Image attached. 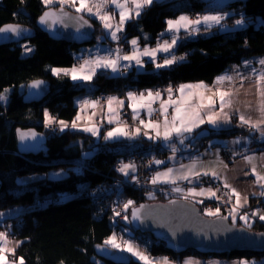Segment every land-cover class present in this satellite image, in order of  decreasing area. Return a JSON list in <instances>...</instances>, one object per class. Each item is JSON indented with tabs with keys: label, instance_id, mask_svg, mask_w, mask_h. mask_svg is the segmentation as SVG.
Listing matches in <instances>:
<instances>
[{
	"label": "trees",
	"instance_id": "16d2710c",
	"mask_svg": "<svg viewBox=\"0 0 264 264\" xmlns=\"http://www.w3.org/2000/svg\"><path fill=\"white\" fill-rule=\"evenodd\" d=\"M232 4L240 6L247 22L245 28L184 40L176 46V53L185 50L189 53L183 61L170 68L153 71L151 64H147L144 71L131 70L122 76L98 71L91 81L93 95L156 88L166 82L174 85L195 81L211 84L230 64L254 58L264 59V25L255 27L253 23L257 17L264 19V0H238ZM44 9L41 0H0V26L16 23L35 31L34 36L25 41L32 46L28 55L22 54L20 43L0 45V94L6 88H11L6 105H0V210L26 208L19 215L3 220L15 221L11 233L20 241L9 258H23L24 264H97L98 259L112 264L98 258L94 246L105 244L117 224L111 213L104 212L99 216L87 191L106 182L119 181L120 193L135 204L146 200H168L159 196L150 197L145 191L134 189L129 182L121 179L115 169L120 158L133 154L147 156L154 151L155 144L144 139L116 142L103 145L101 148L105 147L104 150L81 158V152L88 148V143L92 144L89 150L93 149L94 144L89 136L70 130L52 132L41 125L46 110L57 121L71 122L76 116L74 97L89 91L67 77L53 76L50 69L73 66L77 61L76 52L95 44L102 32L100 24L90 19L94 33L89 43L76 45L53 40L36 26V19ZM194 10H204L198 0L153 2L142 11L136 22L126 25L121 42L124 44L127 38L137 36L142 31L149 34L147 43L154 44L164 38L161 33L166 27V20ZM36 79L47 80L49 91L42 101L25 104L22 102L24 88ZM17 127H33L42 132L46 136V150L36 155L19 154L14 132ZM237 133L236 129H232L222 130L216 135L222 137ZM78 139L82 140L83 146L75 142ZM73 166L79 167V171H74ZM53 168H64L68 173L60 179L43 178L25 184L17 182L20 177L43 174ZM202 206L198 204L203 214ZM246 228L264 231V223L254 221L250 228ZM132 233L139 243L147 244V251L152 256L193 255L264 260V251H232L211 255L186 250L175 254L161 242L153 240L148 233ZM129 264L139 262L130 258Z\"/></svg>",
	"mask_w": 264,
	"mask_h": 264
},
{
	"label": "crops",
	"instance_id": "0c3cea01",
	"mask_svg": "<svg viewBox=\"0 0 264 264\" xmlns=\"http://www.w3.org/2000/svg\"><path fill=\"white\" fill-rule=\"evenodd\" d=\"M171 0H154V2H167ZM234 1L238 0H218V6L217 7H209L204 8L203 12L205 14H222L225 15V20L222 21L223 29H221V26L213 27L210 31H204L203 26L201 27V31L193 36H188L187 39H194L197 37H203L210 35L215 32H230L234 30L243 29L246 27L247 22L245 21L243 17V13L240 9V6L232 4ZM240 1V0H239ZM59 6L58 3H54L52 6ZM148 7V6H146ZM145 7V8H146ZM66 8L73 10L72 8L66 6ZM144 8V9H145ZM143 9V10H144ZM109 10L112 11L113 9L109 5ZM142 10V11H143ZM74 11V10H73ZM142 13V12H141ZM86 17H88L91 20H94L100 24V21L95 19L94 17L88 16L86 13L84 14ZM180 15H187L186 13H181L177 15L174 18L176 19ZM139 18V17H138ZM138 18H133L126 22L125 27L128 23L136 20ZM237 19H243L244 23L242 26H237L235 24V21ZM169 20V19H168ZM167 21V20H166ZM119 22V15L117 13L114 23ZM254 26L257 27L259 25H264V19L263 18H255L254 20ZM101 34L99 35V39L97 42L91 46H86L80 48L76 54L75 58L79 62H77L74 65H78L79 63H82L84 59H91L98 55H106L108 54L109 50H114L117 47H120L124 53H128L131 51L132 45L129 43L132 39H137L138 45L140 49L142 50L145 46L149 48H155L158 41H161L163 39H168L170 34L166 33L167 23L164 31L162 32L164 34V38L159 39L154 44H148L147 41L149 39V34L140 31L139 35L129 37L125 40V43L123 44L120 40L119 41H112L111 37L105 32V30L101 27ZM125 31V28H124ZM123 32L118 33V36L123 35ZM161 33V34H162ZM180 40L178 41L177 46L183 42V36H187L183 30L180 32ZM103 40H106V42H102ZM174 54H176V47L172 50ZM167 53H157L158 62H162L163 58L167 56ZM144 61V67L139 68L135 64H132L128 68L117 72L112 73L110 69H98V71H105L107 74L112 76H122L125 75L127 72L131 70L135 71H144L146 69L147 64H151V68L153 71H156L158 69L155 68V65L151 62L149 57H143ZM263 58H254L250 60H245L243 62H239L237 64H230L223 72L218 74L213 82L211 84H208L206 82L202 81H195V82H186V83H180L178 85H175L173 95L178 96L179 93L175 92V89L178 88L181 84H199L203 83L207 86L208 91H206L204 94L206 96H211L213 94V91L215 89H220L222 91H227L232 93L231 100L232 105L231 107H226L224 109V113H227L230 122L225 123L224 122V115L221 114L220 118L217 122V125L213 127L212 125L208 124L207 122L201 124L198 128H195L191 133L184 134V142L180 143V139L177 137H173L170 141H163L159 139L163 149H164V155L162 158H159L157 160L162 161L160 164H153L151 166L152 175L149 178V183H152V177L156 175L157 172H167L168 169H173V172L171 174V178L175 180V183L172 182H157L156 184H160L163 186H168L170 188H179L181 189L182 184H188L187 190H182L186 192L184 196L182 194H179L182 191L176 192L174 191L178 196L183 197L185 199H188L192 202H194L196 205L203 204L202 206L204 209V212L206 213L207 210L211 209L213 212L218 208L219 214L218 215H206L203 212V215L208 217H215V216H223L228 217V220L232 223V216L230 214V209L236 207L237 201L236 197L231 194L229 191V188H226L224 186L225 182L231 187L234 188L241 196V207H239L237 212V219L235 224H240L242 226H246L244 221H241L239 219V215L247 214L249 217V222L252 224L254 221H260L258 217H254L251 215L252 212L258 211L260 215H264V195H261V192L264 191L260 187L258 183L255 182V176L252 175V167L253 165L256 166L257 172L264 176V147L258 148V145H264V137H261L259 132L250 130L246 125H241L239 116L244 115L246 118H250L255 122L259 118V112H258V106L261 102L260 97L257 95L256 92V85H255V78L256 74L260 72H264V66L259 64V61ZM180 62V61H179ZM127 62L121 61V64H126ZM177 64V63H176ZM175 65V64H174ZM172 65V66H174ZM171 66V67H172ZM72 67V66H71ZM69 67V68H71ZM170 68V67H169ZM230 75L233 77V80L231 83L225 81L223 84H216V78L220 75ZM62 77H66L63 75H60ZM94 77V76H93ZM72 83L79 84L81 86H84L86 88V91L88 90V93L85 94H78L74 97L73 102L74 105L77 107V114L81 113V118L79 121H77V128H72V121L66 122L69 124V128L66 130L70 131H76L80 132L84 135L89 136L94 146L92 147V153L93 150H95V147H101L103 145L107 146L112 143H118V142H133L137 139H144L146 141H151L153 145L157 142V138L155 137V133L151 131V129H145L142 125L141 126V134L138 136H135L134 139H127L124 137H120L118 139L114 140H105L103 137L104 135L111 130L112 128H115L116 124H109L107 122V105H106V99L110 96L118 97V99L124 101V107L119 108V106H116L118 108L119 112V122L121 125H126L124 120L128 117L132 118V110L127 107L128 100H127V93L133 92L136 94L139 93H145L147 94L148 90H152L155 92V88H146L142 90H126L122 94L120 93H110L104 95V101H101V96L99 94L93 95V85L91 81H72L70 77H67ZM195 91V90H193ZM103 96V94H102ZM85 99L87 100H98L100 103L95 108H85L83 112H81V103ZM162 100L168 99V93L161 97ZM215 107L214 111L219 112V99L215 98ZM152 108L155 110L153 111L151 117L148 116L146 110H141L138 113V116L144 115V120L148 121L149 119L153 121H159L161 125H163V117L159 115V108H160V101L157 100L155 103L152 104ZM103 110V111H102ZM95 111L96 115L92 116V112ZM207 111V109L203 110ZM169 113H171V109H169ZM91 117V119H90ZM169 119H171V116L169 115ZM90 124H95L99 129V134L97 136H92L88 132L81 131L80 129L89 126ZM128 130L131 131L132 129L129 126ZM236 129L237 134H232L229 136H217L216 134L222 130H232ZM144 132H148L149 135L153 137V139H148L147 136L144 135ZM240 133H248V135H240ZM205 137L208 136L210 142L207 143L206 146L202 147L200 151H192L190 150L191 144L194 141L195 137ZM250 137L253 139V141L250 139ZM239 140V143H234V141ZM92 145V144H91ZM229 148L230 153L235 157V161H233L231 164L226 162L221 157V149L222 148ZM173 148H175V152H173ZM153 153L151 151L147 156H150ZM251 156L253 157V160L251 163L246 162L245 157ZM197 161L195 171L199 172L200 175H191L189 174L188 179H181L180 177L188 172V166L192 164L193 161ZM207 171L209 175H203V173ZM215 171L217 173V176L219 178L213 177L211 173ZM132 171H129L128 175L125 176L123 173L119 172L117 174L120 175L121 179L125 181L131 180L132 177ZM66 175L64 174V177ZM27 177V176H25ZM31 177V175H30ZM47 177V175H46ZM24 177L18 178L17 182L19 184L25 183L26 180H23ZM45 178V177H44ZM63 178V177H62ZM50 179H60V178H50ZM163 180H168V177L162 178ZM204 179L209 180V184L204 185L202 184V181ZM28 181V180H27ZM189 189L194 190L195 192H201L203 190L204 195H196L192 196L189 195ZM214 193V195H213ZM65 196V195H63ZM243 197H247V202L245 203L243 200ZM26 208L24 207H14L9 210L0 211V221L6 219V218H12L16 216L17 214H20L24 212ZM263 222L264 221H260ZM247 227V226H246ZM7 244L6 247L9 249V251H6L5 254L10 255L14 252L18 244L20 243L19 240H12V239H6ZM4 244V241L0 243V246ZM163 256L165 258H168L166 255H158ZM238 263L240 262L239 259ZM191 261L192 264H228L227 260L225 258H213V257H196L193 255H186L183 256L180 264H186V262ZM171 264H175L172 261H170Z\"/></svg>",
	"mask_w": 264,
	"mask_h": 264
},
{
	"label": "snow or ice",
	"instance_id": "6c2138e0",
	"mask_svg": "<svg viewBox=\"0 0 264 264\" xmlns=\"http://www.w3.org/2000/svg\"><path fill=\"white\" fill-rule=\"evenodd\" d=\"M154 0H42L43 5L48 8V11H45L39 17V23L45 26L47 29L51 30L53 25H62L64 27H68L69 23L76 25V31L79 32L80 28L88 26L91 27L89 21L84 18V14L86 13L88 16L94 17L95 19L100 21L101 27L105 30V32L111 37L112 41H119L120 36L118 33L124 31L125 24L127 21L135 18H138L141 15L142 10L151 5ZM54 3L59 4V11H53L51 6ZM109 5L113 9L109 10ZM68 6L72 8L77 15L75 17L70 16L65 12V7ZM119 15V22L114 23L116 15ZM225 20V15L222 14H205V15H197L195 18H191L188 15H180L176 19H169L166 21L167 28L166 33H169L170 36L168 39H163L162 42L158 41L155 48H149L145 46L142 50L138 45L137 39H132L129 43L132 45L131 51L128 53H124L120 47H117L114 50H109L106 55H98L91 59H84L82 63L78 65H73L71 68H51V73L53 76L59 77L60 75L70 77L72 81H91L93 76L96 74L98 69H110L112 73L120 72L132 64H135L139 68L144 67L143 57H149L151 62L155 65L156 69L169 68L172 65L178 63L179 61H183L185 59L184 56H176L173 53V49L177 46L178 41L180 40V32H183L187 36H193L198 34L201 31V27L203 26L204 31H210L213 27L221 26L223 29L222 21ZM244 23L243 19H237L235 24L237 26H242ZM27 30L22 29L18 26L14 25H6L0 26V33H11L14 36H20L22 33H25ZM83 34H81L82 38ZM164 34H161L163 37ZM26 47V51H32L31 48ZM167 53L162 62H158L157 53ZM121 61L127 62L126 64H121ZM259 64L264 66V59L259 61ZM233 77L230 75H220L216 78V84H223L225 81L231 83ZM41 81H35L31 85L30 88H37L41 84ZM256 92L260 97L261 102L258 106L259 118L253 122L252 119L246 118L244 115L239 116V120L241 125H246L250 130L259 132L261 137H264V72H260L256 74L255 78ZM195 90V91H193ZM7 91V89L5 90ZM168 93V99L162 100L161 92L152 90H148L147 94L145 93H127L128 104L127 107L132 110V119L134 121L139 120V124L142 125L145 129H151L152 132L155 133V137L157 139H161L165 142L172 140L175 136L180 139V143L184 142V134L191 133L195 128H198L201 124L207 122L208 124L215 127L220 118V115H224V122H230V118L227 113H224V109L226 107H231L232 93L227 91H222L220 89H215L211 96H206L204 93L208 91L206 85L202 82L199 84H181L178 88L175 89V92H178L179 95H173V88L169 87L166 89ZM215 98L219 99V108L220 111H214L215 107ZM6 97L3 94H0V101L5 100ZM157 100L160 101L159 115L163 117V125L159 121H153L149 119L145 121L143 119H139L138 113L141 110H146L149 117H151L153 111L152 104ZM98 100H87L85 99L81 103V112L85 108L95 109L99 105ZM107 105V122L109 124H116L115 128L109 130L105 135L104 139L114 140L120 137H124L127 139H134L135 136L141 134L140 127L128 130L127 125H121L119 122V112L116 106L119 108L124 107V101L118 99V97L110 96L106 99ZM169 109H171V113H169ZM207 109V111H203ZM103 111V110H102ZM92 116H95V111L92 112ZM169 115L171 119H169ZM45 117V125L48 126L52 123H58L60 126V131H64L65 128L68 127L67 123L63 120L55 121V118L50 116L47 110L44 112ZM81 118V113H78L76 118L72 121V128H77V121ZM91 119V117H90ZM81 131L88 132L92 136H97L99 134V129L95 124H90L87 127L80 129ZM144 135L148 137V139H153L148 132H144ZM21 138L23 139V134H21ZM240 141H234V143H239ZM175 152V148L172 149ZM246 162L251 163L253 157L246 156ZM155 164H160L162 161L155 160L153 161ZM197 161H193L191 165L188 166V172L182 175L181 179H188L189 174L191 175H200L199 172L195 171ZM119 172L123 173L125 176L128 175L129 171L134 172L136 170L135 165L132 163L124 164L121 162V166L117 169ZM252 175L255 176V182L260 185L262 189H264V176H261L256 169V166L252 167ZM173 169H168L167 172H157L155 176L152 177V183L156 184L159 182H172L175 183V180L171 178V174ZM63 174L56 173L53 174L54 178H60ZM203 175H209L207 171L203 173ZM213 177L219 178L217 173L213 171L211 173ZM168 177V180H163L162 178ZM226 188H229V191L233 196L236 197V207L230 209V214L232 216V223L235 225L237 219V212L239 207H241V196L234 189L231 188L226 182L224 184ZM173 191L179 192L182 191L179 188H173ZM189 195H204L203 190L201 192H195L192 189H189ZM214 195V193H213ZM261 195H264V191L261 192ZM247 197H243L244 202H247ZM132 201H128L124 204V209L127 210L128 207L132 204ZM143 207V206H142ZM219 209L217 208L215 212L211 209L206 211V215H218ZM114 215L119 216V212H114ZM252 216L258 217L260 221H264V215H260L258 211H254L251 213ZM124 219L127 221L128 217L125 216ZM133 220H140V212L139 210H134L132 212ZM223 219H228V217H223ZM239 219L244 221L247 227H251L249 222V217L247 214L239 215ZM264 235V234H261ZM0 241H4V244L0 246V264H8L5 252L9 251L7 249L6 244L7 241L5 239V233L0 232ZM105 245L114 249H119L124 252L130 253L132 256L136 257L138 260L142 261L143 264H161L160 261H153L147 255L141 253L137 248L133 246L132 243L125 240L122 243L117 242V238L115 235L110 237L105 241ZM15 264V262H13ZM19 264H24L23 258H20ZM162 264H169L167 258H163ZM186 264H192L191 261L186 262ZM239 264H246V261L241 260Z\"/></svg>",
	"mask_w": 264,
	"mask_h": 264
},
{
	"label": "water",
	"instance_id": "95a60500",
	"mask_svg": "<svg viewBox=\"0 0 264 264\" xmlns=\"http://www.w3.org/2000/svg\"><path fill=\"white\" fill-rule=\"evenodd\" d=\"M58 12L59 6L51 7ZM45 8L40 16L48 11ZM65 12L75 17L76 12L65 7ZM39 16V17H40ZM37 28L53 40H61L76 45H84L92 40L94 26L89 18L91 27L85 26L76 31V25L69 23L68 27L53 25L51 30L39 23ZM26 29L20 36L11 33H0V45L20 43L31 39L35 31L26 25L8 23ZM81 34H83L81 38ZM35 81L42 83L37 88H30ZM49 91V83L45 79H36L26 84L22 95V102L29 104L42 101ZM16 148L19 154L36 155L46 150V136L34 128L15 129ZM23 134V139L21 138ZM143 206V207H142ZM139 210L141 219L133 220L132 212ZM128 225L134 232L148 233L153 240L161 242L164 247L180 254L186 250H194L200 254L222 255L232 251H264V231L249 230L244 226L233 225L223 216L208 217L203 215L198 205L184 198H172L166 201H144L132 206L128 213ZM94 253L98 258L112 264H129L127 253L117 252L105 244H96Z\"/></svg>",
	"mask_w": 264,
	"mask_h": 264
},
{
	"label": "rangeland",
	"instance_id": "374dc122",
	"mask_svg": "<svg viewBox=\"0 0 264 264\" xmlns=\"http://www.w3.org/2000/svg\"><path fill=\"white\" fill-rule=\"evenodd\" d=\"M42 1V0H41ZM46 8V7H45ZM204 14V12H202V11H200V14L199 15H203ZM131 23H134V21H132ZM99 36V35H98ZM188 38V36H183V39L182 40H184V39H187ZM120 41H121V39H120ZM20 44H21V47H22V54L23 55H28L31 51H26V47L25 46H27L28 48H31L32 49V46H30L27 42H25V41H23V42H20ZM77 62H79L78 60L75 62V64L77 63ZM51 68V67H50ZM60 77H62V76H60ZM174 87H175V85H174ZM174 87H173V90H174ZM162 87H156L155 88V91H159L160 89H161ZM7 89V91H5ZM1 94H3L5 97H6V99L5 100H2V101H0V105H2V106H4V105H6V103H7V100H8V96H9V94H10V92H11V88H6ZM22 89V88H21ZM110 94V93H109ZM120 94H122V93H120ZM167 93H163V94H161V97H163V96H165ZM100 96H101V101H104V95L105 94H103V96H102V94H99ZM144 115H141L140 117H139V119H143L144 120ZM130 120V118H126L125 120H124V122H125V124H126V122H128ZM131 120H133L132 118H131ZM130 120V121H131ZM55 121H57L56 119H55ZM134 121V120H133ZM135 122V124L134 125H128L127 124V126H129V127H131V128H137V127H140V129H141V126H140V124H139V120H136V121H134ZM131 124V123H130ZM42 126H44L46 129H48V130H50V131H52V132H62V131H60V126H59V124L58 123H52V124H49L48 126H46L45 125V117H44V119H43V122H42V124H41ZM67 125H68V127L67 128H69V124L67 123ZM30 128H33V127H30ZM67 128H65V130L67 129ZM76 132V131H75ZM42 133V132H41ZM80 133V132H79ZM210 140H211V138L210 139H208V141L210 142ZM157 141H159V139H157ZM76 143H78V144H81L82 145V140L81 139H78V140H76L75 141ZM83 146V145H82ZM91 146V143H88V148L87 149H84V150H82V152H81V158H86V157H88L91 153H92V150H89V147ZM261 147H262V145H260ZM100 147V146H99ZM98 146L97 147H95V150H93V153H97V152H99V151H101V150H104L105 149V147H100L99 148ZM192 148H190V150H191ZM197 151H200V149L199 150H197ZM165 154V153H164ZM163 154V155H164ZM127 157V156H126ZM154 157V154H152L151 156H150V158H153ZM160 158H162V156L160 157ZM121 162H123L124 164H129V163H132V160H128V161H126V159L125 158H120L119 160H118V163L117 164H119L120 166H121ZM132 164H134V163H132ZM135 165V164H134ZM73 169H74V171H79V167H77V166H73L72 167ZM136 168V167H135ZM136 172V170L132 173V177H131V179H133V177H134V173ZM56 173H62L63 175L60 177V178H62V177H64V174L65 175H67V171L64 169V168H53V169H51V170H48L47 172H45V173H43V174H35V175H31V177L30 176H27V177H25L24 176V178H23V180H26L25 181V183H29V182H32V181H34V180H38V179H43L44 177L45 178H47V179H50V178H54V176H53V174H56ZM150 173H151V175H152V170L150 171ZM46 175H47V177H46ZM151 179V178H150ZM28 180V181H27ZM25 183H23V184H25ZM148 184L149 185H151V186H149V187H147L145 190H147V189H149L150 190V192L149 191H145L146 192V194L148 195V196H150V197H156V196H158V195H155V194H153V193H151L152 191V184H150L149 182H148ZM154 185H159V184H154ZM186 185L188 186V184H182L180 187H181V189L182 190H187V188H186ZM164 187H167V188H169L171 191H173V189L172 188H170V187H168V186H164ZM174 192V191H173ZM98 193V192H97ZM186 192H184V191H182V192H180L179 194H182L183 196H184V194H185ZM87 195L89 196V198L91 197L90 196V192L89 191H87ZM92 195V194H91ZM61 200H63V196H61ZM92 198V197H91ZM93 200V199H92ZM128 201H131V200H129V199H125L124 197H123V195L119 198V200L117 199H115L114 201H113V203H111V205L113 206L112 207V211H110L111 212V217H112V219L115 221V223L117 224V226L113 229V231H112V234L106 239V240H108L110 237H112L113 235H115L116 236V238H117V242L118 243H122L123 241H125V240H127V241H129L130 243H132L133 244V246L135 247V248H137L141 253H143V254H145V255H147L150 259H152L153 261H160L161 262V264H162V262H163V258H165V257H163V256H152V255H150L149 254V252L147 251V244L146 243H139L138 242V240L137 239H135L134 237H132V231H131V229H129L127 226H125V225H128V219H127V221L124 219V217L125 216H127V213L129 212V208H131L132 206H134V205H136L135 203H134V201H132L133 203L128 207V209L127 210H125L124 209V204H126ZM146 201H151V200H146ZM95 203V202H94ZM95 206L97 207V209H99V210H104V209H101V206H100V204L98 205V204H96L95 203ZM20 208V207H19ZM0 211H3V210H0ZM202 211L204 212V209H202ZM114 212H119L120 213V215L119 216H117V215H114ZM205 213V212H204ZM17 215H19V214H17ZM15 221L13 220V221H10V220H7V221H5V223H4V225H3V227H0V232H2V233H5V239H12V240H18L17 238H16V236H14L13 235V232L11 233V230H12V223H14ZM16 222H19V220H17ZM122 224H125V225H122ZM105 240V241H106ZM2 241H0V243H1ZM111 248V247H110ZM111 249H113V250H116L117 252H123V253H127L133 260H135V261H137V262H139V264H143V262L142 261H140V260H138L136 257H134V256H132L130 253H128V252H124V251H121V250H119V249H114V248H111ZM5 257H6V260H7V262H8V264H13V262H15V264H19V260H20V258H17V259H11V258H9V255L7 256V254H5ZM213 258H218V257H213ZM168 262H169V264H171L170 263V261H172L173 263H175V264H180V261H181V259H182V257L181 256H177V257H171V256H168ZM227 260V262H229L228 264H239L238 263V260L237 259H226ZM240 261L241 260H243V261H246V264H262L263 262H264V260L261 258V259H257V258H251V259H245V258H242V259H239ZM97 264H105V262H103V261H101V260H97ZM214 264H216V262H214Z\"/></svg>",
	"mask_w": 264,
	"mask_h": 264
},
{
	"label": "built area",
	"instance_id": "2783aa9c",
	"mask_svg": "<svg viewBox=\"0 0 264 264\" xmlns=\"http://www.w3.org/2000/svg\"><path fill=\"white\" fill-rule=\"evenodd\" d=\"M201 3H203V6L206 5H210V6H214L217 5V0H198ZM200 14V10H194L191 11L189 13H187V15L191 18H195L197 15ZM188 50L185 51H181L179 53H176V56H184L186 58V56L188 55ZM162 87L159 91L161 92V94L163 93H167L166 89L169 87H174V84H172L171 82H166L164 84H162ZM131 123V124H130ZM134 125L135 122L133 120H129L128 122H126V125ZM240 135H248V133H240ZM208 137H195L194 141L191 144L192 151H197L199 149H201L202 147L206 146L208 141ZM250 139L253 141V139L250 137ZM264 147V145H262ZM258 148H260L261 146L258 145ZM100 148V147H99ZM154 154L153 158H150V156ZM148 158H142V156L140 155H129L127 156L125 159L126 161L128 160H132V163L135 164L136 167V172L134 173V177L133 179L127 181L129 182V184L134 188L137 189L138 191H149V189L145 190L147 187L151 186L148 184L149 182V178L151 176V166L154 164L153 161L159 159L161 156H163L164 154V149L160 143V141H157L155 143V148L154 151ZM221 157L223 160H225L226 162H228L229 164H231L233 161H235V157L230 153V149L225 147L221 149ZM120 167L119 164H116V172H118V168ZM202 184L207 185L209 184V180L208 179H204V181H202ZM120 182L116 181V182H110V183H105V184H100L97 185L93 190L90 191V196L93 199V202H95L96 204H100L101 209L104 210H99L97 209L99 216H101L104 212L105 213H111L110 211H112V205L111 203H113V201L116 199L119 200V198L122 196V194L120 193ZM187 188V185H186ZM153 194L158 195L159 197H163V198H167V197H178V195L171 191L169 188L164 187L163 185H154L152 184V190H151ZM98 192V193H97ZM92 194V195H91ZM5 221L0 222V227H3Z\"/></svg>",
	"mask_w": 264,
	"mask_h": 264
},
{
	"label": "bare ground",
	"instance_id": "6f19581e",
	"mask_svg": "<svg viewBox=\"0 0 264 264\" xmlns=\"http://www.w3.org/2000/svg\"><path fill=\"white\" fill-rule=\"evenodd\" d=\"M149 156H142V158H148Z\"/></svg>",
	"mask_w": 264,
	"mask_h": 264
}]
</instances>
